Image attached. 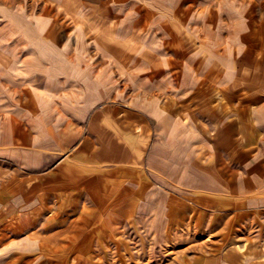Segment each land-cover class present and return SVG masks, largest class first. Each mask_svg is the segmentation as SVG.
I'll return each instance as SVG.
<instances>
[{
  "label": "crops",
  "instance_id": "1",
  "mask_svg": "<svg viewBox=\"0 0 264 264\" xmlns=\"http://www.w3.org/2000/svg\"><path fill=\"white\" fill-rule=\"evenodd\" d=\"M264 264V0L0 3V264Z\"/></svg>",
  "mask_w": 264,
  "mask_h": 264
},
{
  "label": "rangeland",
  "instance_id": "2",
  "mask_svg": "<svg viewBox=\"0 0 264 264\" xmlns=\"http://www.w3.org/2000/svg\"><path fill=\"white\" fill-rule=\"evenodd\" d=\"M3 0H0V3L2 2ZM131 264H138V261H132Z\"/></svg>",
  "mask_w": 264,
  "mask_h": 264
}]
</instances>
